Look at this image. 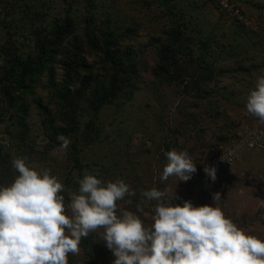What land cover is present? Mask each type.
<instances>
[{
  "label": "rangeland",
  "instance_id": "rangeland-1",
  "mask_svg": "<svg viewBox=\"0 0 264 264\" xmlns=\"http://www.w3.org/2000/svg\"><path fill=\"white\" fill-rule=\"evenodd\" d=\"M229 1L245 22L222 0H0V185L24 157L64 184L66 202L86 174L124 179L137 194L118 203L148 213L152 188L167 190L164 203L197 207L219 192L225 213L264 238V149L248 145L264 122L246 111L264 74V0ZM57 31L55 62L17 82ZM173 149L196 161L186 182L160 179ZM103 231L82 238L69 264H113Z\"/></svg>",
  "mask_w": 264,
  "mask_h": 264
},
{
  "label": "clouds",
  "instance_id": "clouds-1",
  "mask_svg": "<svg viewBox=\"0 0 264 264\" xmlns=\"http://www.w3.org/2000/svg\"><path fill=\"white\" fill-rule=\"evenodd\" d=\"M246 111L264 122V74L247 98ZM60 139L67 148L70 141ZM165 155L161 181L178 177L186 182L198 170L187 151ZM12 166L19 175L11 185H0V264H69L82 238L101 228L113 264H264V238L225 213L219 192L213 194L214 205L197 207L190 200L164 203L167 190L152 188L142 194L157 202L148 213L140 204L131 210L118 203L131 205L126 198L137 194L124 179L105 183L86 174L66 202L57 177L24 157L13 159ZM204 171L213 182L217 179L216 167L206 165ZM148 215L150 226L142 218Z\"/></svg>",
  "mask_w": 264,
  "mask_h": 264
},
{
  "label": "trees",
  "instance_id": "trees-1",
  "mask_svg": "<svg viewBox=\"0 0 264 264\" xmlns=\"http://www.w3.org/2000/svg\"><path fill=\"white\" fill-rule=\"evenodd\" d=\"M57 24L61 25V23H57ZM56 27L57 26H55V28ZM54 38H55L54 42H51L50 41L51 39H48V38H46L45 40L40 42L41 45L39 46L38 57L36 58L35 61L31 62L26 67H24L22 69L23 72L16 74L14 76V78L17 82L22 83V82H24V80H26V78H31V76H35V75L40 74L43 70H45L48 66L52 65L55 62V59H56L55 58V52H57V51L55 48L52 49V47L54 46L55 42L61 41V40H57V39L62 38V33L60 31H57L56 37L54 35ZM133 66H134V63H133ZM24 70L26 72H24ZM28 73H29V75H28Z\"/></svg>",
  "mask_w": 264,
  "mask_h": 264
},
{
  "label": "built area",
  "instance_id": "built-area-1",
  "mask_svg": "<svg viewBox=\"0 0 264 264\" xmlns=\"http://www.w3.org/2000/svg\"><path fill=\"white\" fill-rule=\"evenodd\" d=\"M222 9L229 13L232 17L236 18L238 21L245 22V17L241 13V10L236 8L229 0H222ZM248 145L251 147H258L261 149H264V129L260 130L259 133L256 134L255 138L248 139ZM238 148L241 150L242 144H238ZM216 150L212 153V155H215ZM235 161V155L233 153H230L227 156L226 163L223 167H219L218 171L224 172L225 170H228L231 168V166L234 164Z\"/></svg>",
  "mask_w": 264,
  "mask_h": 264
}]
</instances>
